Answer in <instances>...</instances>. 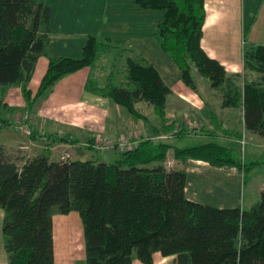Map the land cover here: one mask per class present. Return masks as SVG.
Returning a JSON list of instances; mask_svg holds the SVG:
<instances>
[{
    "label": "trees",
    "instance_id": "16d2710c",
    "mask_svg": "<svg viewBox=\"0 0 264 264\" xmlns=\"http://www.w3.org/2000/svg\"><path fill=\"white\" fill-rule=\"evenodd\" d=\"M142 8L165 11L158 42L194 91L198 79L221 89L224 107H243L246 131L264 136V46L245 37L244 65L252 81L228 75L202 48L206 22L204 0H137ZM52 10L34 0H0V86L21 87L28 110L47 97L65 77L90 69L86 91L147 119L136 108L145 102L166 121L172 91L160 73L133 49L90 38L81 59H50L35 96L29 89L36 64L47 56ZM103 54L113 56L110 75L101 87L95 77ZM126 76L117 82L122 65ZM174 133L175 125L165 126ZM185 130L175 133L183 136ZM172 147L152 141L122 154L115 164L53 161L39 155L20 166L0 147V210L9 264H55L52 213L79 214L86 264H154V256H177L179 264H264V191L249 210L218 209L190 201L186 170L168 171ZM216 143L179 149L175 159L247 174L260 165L229 157Z\"/></svg>",
    "mask_w": 264,
    "mask_h": 264
},
{
    "label": "crops",
    "instance_id": "0c3cea01",
    "mask_svg": "<svg viewBox=\"0 0 264 264\" xmlns=\"http://www.w3.org/2000/svg\"><path fill=\"white\" fill-rule=\"evenodd\" d=\"M34 1L51 8L52 22L47 56L38 60L29 84L33 96L37 94L47 73L50 59H81L92 37L102 42L107 41L114 47L133 49L156 68L171 89L172 95L168 99L165 122L158 118L154 108L145 102L136 104V108L147 119L135 118L125 108L111 100L88 93L86 84L90 69L85 68L56 84L52 92L47 97L39 99L31 111L28 110L21 87L0 86V104L6 114L9 111L12 116L10 122L14 121L17 126L21 124V129L30 128L33 132L36 129L40 130V133L45 132L57 142L55 147L68 150L86 147L88 149L84 148L82 152H86L88 156L97 152L95 149L98 148L94 147L97 142L117 144L121 140L129 139L139 140L140 144L152 141L154 145H169L172 148L168 152L165 167L168 171L186 170L188 174L186 195L190 201L218 209L242 210H249L259 203L264 186L247 191L248 174L239 169L228 166L215 167L207 162L192 159L183 164L175 159L173 144L179 139H206L208 141L206 144L216 143L229 149V143L242 142L239 134H236L237 129L242 126L250 138L251 146L260 149L264 148V136L246 131L243 107L240 115L235 113L237 108L224 107L221 89H214L210 84L200 88L201 82L204 81L201 78L198 79L197 91L186 86L181 71L171 57L161 49L158 42L159 25L165 20V11L142 8L137 4V0ZM204 2L206 22L202 48L210 58L218 61L226 69L228 75H240L243 76V80L252 81L244 65L245 37L248 35L252 43L264 46V0H204ZM111 61L112 66L113 56ZM111 66L105 83L100 84L99 79L103 71L98 65L95 77L101 87L106 85ZM122 67L125 72V64ZM117 82L124 81L119 80L118 76ZM171 124L175 125V129L180 127L184 129L185 134L177 136L173 132H165V126ZM1 135L0 147L4 148L7 154L11 144H15L16 157L11 158L20 166L42 154L51 155V159L56 161L52 155L55 147L40 146L41 150L35 152L33 146L43 144L39 139L25 143L23 135L19 136L21 135L19 133L13 136V141L9 139L10 137ZM158 136L165 138L156 143L153 139ZM36 137L34 135L33 139ZM114 153L117 155V163L123 153ZM96 162L110 164L104 160ZM191 164H197V174L192 175L189 172ZM74 214L67 217L66 221H62L64 230L76 227L80 216ZM4 217V211L0 210V264H9L3 233ZM80 231L81 240L70 243L69 238H58L54 224L55 264H86L83 225ZM134 264L143 263L136 260ZM154 264L179 262L177 256L164 257L156 254Z\"/></svg>",
    "mask_w": 264,
    "mask_h": 264
},
{
    "label": "rangeland",
    "instance_id": "374dc122",
    "mask_svg": "<svg viewBox=\"0 0 264 264\" xmlns=\"http://www.w3.org/2000/svg\"><path fill=\"white\" fill-rule=\"evenodd\" d=\"M106 56V57H104ZM104 57V58H103ZM103 59H101V61L99 62V69H101L102 72V76H100L99 79V83L100 84H104L105 83V78L106 76L109 74V68L111 66V58L112 56L110 55H106L103 54ZM124 67H121V71L119 73V80L125 81V76L126 73L123 71ZM126 69V68H125ZM248 75L250 76V78L252 80L256 79L255 74L252 73H248ZM206 85H209L208 81H202L200 84V88H205L207 87ZM8 114H6L4 107H2V105L0 104V134H2V137L8 136L10 137V140H14L13 136L16 133H19L22 136L23 135V139L25 143H30V141H39L43 144H36L35 146H33V149L36 151L41 150L39 147L41 146L42 148L45 147V145L54 148L56 146L55 141H53L54 138L49 137L48 135L45 134V132H41L40 130H35L34 132L32 131V129H21V124H18V126L12 121L11 118L12 116L10 115L9 111L7 112ZM235 113H237L238 115H240L242 113V106L240 105L239 108H237V110L235 111ZM185 116V115H184ZM182 131V128H178L175 129L174 133H178V132ZM38 134V135H37ZM239 134V138L242 142L240 143H229V152L230 155L229 157L235 161H241L244 162L246 164H251L253 162H259L260 165L250 169L247 171V191H251L252 189H259L261 187L264 186V148H260V149H255L254 145L251 146L252 143H249V136H247L248 134H246L245 129L240 126L237 129V133ZM34 135L36 137V139L34 140ZM39 136V137H38ZM159 137V136H158ZM155 137V138H158ZM131 141H137L140 142L139 140H131ZM248 142V145H246V143ZM158 143V142H156ZM208 143V141L206 139H179L176 140V142L173 144V146L175 148H182V149H186V148H192V147H197L203 144ZM114 144V143H111ZM26 145V144H25ZM73 145V143H72ZM15 144H11L10 148H8V154L10 157H16L15 153V148H14ZM26 147V146H25ZM93 147V145L91 146ZM94 147H96V144L94 145ZM39 148V149H38ZM86 147L81 146V149H77V148H71L70 150L66 149V148H59V147H55L52 155L54 156V160L56 161H60L62 160H66V161H93L96 162L98 160H104L110 164H115L116 163V159H117V155L114 153V151L111 150H101V149H95L97 152H95L94 154L92 153L91 156H88L86 154V152H82ZM228 148V147H227ZM88 149V148H86ZM33 150V151H34ZM25 151H29V150H25ZM30 153V152H29ZM120 152H117V154ZM254 154V157H253ZM70 215H75L74 213H71L69 215H62L58 210H54V212L52 213V218H53V222L57 228V236L58 238H69L70 243L72 242H76L81 240V231H80V227L82 226V222L81 219L79 218V221H77L76 223V227H74V229L72 230H64L63 228V224L62 221H66L67 217H70ZM70 235V236H69ZM72 237V239L70 240V238Z\"/></svg>",
    "mask_w": 264,
    "mask_h": 264
},
{
    "label": "built area",
    "instance_id": "2783aa9c",
    "mask_svg": "<svg viewBox=\"0 0 264 264\" xmlns=\"http://www.w3.org/2000/svg\"><path fill=\"white\" fill-rule=\"evenodd\" d=\"M165 137H158L154 138L153 141L159 142V140L164 139ZM140 146V142L137 141H131L129 139L126 140H121L117 144H101L99 142L96 143V148L101 149V150H111L114 152H120V153H125L128 151H132L137 149Z\"/></svg>",
    "mask_w": 264,
    "mask_h": 264
},
{
    "label": "bare ground",
    "instance_id": "6f19581e",
    "mask_svg": "<svg viewBox=\"0 0 264 264\" xmlns=\"http://www.w3.org/2000/svg\"><path fill=\"white\" fill-rule=\"evenodd\" d=\"M197 164H191L190 167H189V172L194 175V174H197V167H196ZM206 168V167H205ZM199 172V171H198Z\"/></svg>",
    "mask_w": 264,
    "mask_h": 264
}]
</instances>
